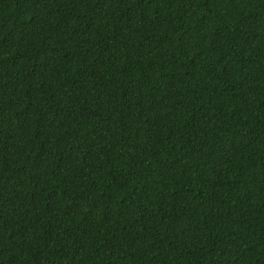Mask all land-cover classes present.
Wrapping results in <instances>:
<instances>
[{
    "label": "trees",
    "instance_id": "1",
    "mask_svg": "<svg viewBox=\"0 0 264 264\" xmlns=\"http://www.w3.org/2000/svg\"><path fill=\"white\" fill-rule=\"evenodd\" d=\"M0 264H264V0H0Z\"/></svg>",
    "mask_w": 264,
    "mask_h": 264
}]
</instances>
